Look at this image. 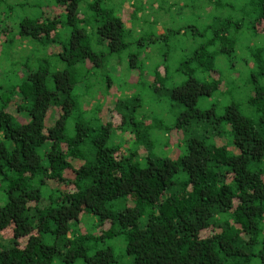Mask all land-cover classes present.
<instances>
[{
	"label": "trees",
	"instance_id": "obj_1",
	"mask_svg": "<svg viewBox=\"0 0 264 264\" xmlns=\"http://www.w3.org/2000/svg\"><path fill=\"white\" fill-rule=\"evenodd\" d=\"M205 1L216 14L192 31L202 41L171 74L170 51L153 65L129 40L139 2L124 18L104 0H0V66L15 42L33 56L17 81L0 83V264H117L106 242L118 238L129 264H264V0ZM127 51L134 79L102 122L108 69ZM227 68L250 71L247 100L202 105L229 97ZM132 83L169 100L174 122L147 124L139 111L149 96L127 93ZM173 131L175 154L161 156L155 146L168 148ZM119 133L132 135L127 154Z\"/></svg>",
	"mask_w": 264,
	"mask_h": 264
},
{
	"label": "rangeland",
	"instance_id": "obj_2",
	"mask_svg": "<svg viewBox=\"0 0 264 264\" xmlns=\"http://www.w3.org/2000/svg\"><path fill=\"white\" fill-rule=\"evenodd\" d=\"M34 0H6V2L10 5L19 4V3H28L33 2ZM88 2H93L94 0H85ZM155 1H158L160 5H163L162 10H157L159 7V4ZM104 0V3L100 4L102 9H113L114 7L118 10L116 11V14L119 15V10L121 9L124 18H130V14L135 9L136 3H141V6L144 8L142 13H138L136 16V19L127 22L125 24L126 28L131 31V37L129 40L131 42L140 43L145 48L146 53L145 55H149V58L151 59V63L153 65L157 64L160 60V52L163 53L166 51H170L171 54V61L169 63V70L170 73H174L175 69L177 68V64L182 60L183 57L188 56L192 53V51L199 45V43L202 41L201 37H194L192 34V31L198 32L200 30H203L206 26L210 25L211 18L214 17L216 14V11H206L204 6L200 4L202 0ZM216 1V0H214ZM136 2V3H134ZM204 2H206L204 0ZM225 2V1H224ZM154 4V5H153ZM183 4L186 5V7H183ZM189 4V5H188ZM197 4V5H196ZM153 6V7H152ZM200 6V7H199ZM146 8V9H145ZM20 15L23 13L20 11ZM26 15H29L30 17L36 14V11L26 12L24 13ZM16 16V12H14L13 17L11 18L12 21L17 25L19 18H14ZM135 24L137 27H135ZM5 26V24H4ZM7 26H10V24L7 23ZM177 32L175 37L173 38L170 36V43L168 45L164 44L162 40H156V36L167 34L168 32ZM61 32H64V30L61 28ZM166 32V33H165ZM13 37V34H12ZM165 37V36H164ZM162 37V38H164ZM161 38V39H162ZM173 38V39H172ZM152 39V40H151ZM151 40V41H150ZM144 41H149V44L145 43ZM168 41V42H169ZM244 41H246L244 37ZM152 42V43H150ZM18 46V43L15 42V44L9 47L4 46L6 55L3 56V64L0 66V83H6L9 81H17V75L20 76L19 73H17V69H19V65L26 61L27 58L32 57L31 50H28V46L23 47L22 49H19L20 52L16 51V47ZM134 49V48H133ZM135 50V49H134ZM12 52V58L14 61L10 60V53ZM130 51V50H129ZM124 52L122 55V58L116 59L114 62H112L111 67L108 69L110 73V77H112V83H113V90L111 91V94L109 96H106L104 98L105 103L102 108V114H101V120L102 122H106L109 119L110 115V109L113 107L114 104V97L115 96H125V82L130 84L129 81L131 78L134 79L133 76H135V73H130L128 71V63H127V53ZM246 58V56H242V59ZM30 59V58H29ZM120 62V63H119ZM17 64V67H11L9 65ZM31 63V62H30ZM243 63L244 60H243ZM224 69V66H222ZM240 68V67H239ZM21 72V69H19ZM23 76H25L28 71L24 68L22 69ZM3 71L10 72V75L4 76ZM148 72V71H147ZM227 75L224 77V80L227 82H230V84H233V86H224V91H229V97L225 98H218V95H214V100L207 99L203 101L207 105L211 103V101L216 102V100H226L225 104H228L231 102V100L238 98L241 100H247V97L251 94V84H250V71L247 72L245 70L241 71V69L237 70L236 73L232 74L231 71L226 70ZM198 76L205 80L208 78L204 77L203 74H198ZM5 77V78H4ZM205 78V79H204ZM222 78V76H221ZM247 78V79H246ZM146 81H150V77L144 78ZM181 81V80H180ZM248 81V82H247ZM12 82V83H13ZM143 82V80H142ZM225 82V83H226ZM10 83V84H12ZM147 87L146 83H140V85H135V88L133 86V83L131 87L128 85L126 92H133L134 88L136 91H138V94L141 92L142 94H148L149 99L142 100V105L140 107L141 114H149L146 123L153 125L154 121H161L164 125H171L174 122V118L178 111H173L171 108V102L164 97H155V99L151 98V91L148 93L145 92V88ZM232 90V91H231ZM155 95V94H154ZM88 107H91V104H88ZM13 115L16 118H25L26 117L17 114L12 110ZM24 115V114H23ZM27 116V115H26ZM49 122L47 121V124ZM155 137H161V134H156ZM118 138L116 139V143H121L123 145V151L127 154V150L129 149L131 143L133 142L132 135L130 133H119L117 134ZM155 137H152V140L155 142ZM167 145L168 148H158L157 145L155 146V152L158 151L161 156H166L171 154L174 156L176 151V144L180 142L181 135L177 132H171L167 136ZM165 143V142H163ZM3 203H0L2 205ZM85 217V216H83ZM90 217V223L86 227V231H89L91 234L96 235L98 233L97 230H93L92 226L94 225V220L91 216ZM24 239L20 240V244L23 246ZM108 246H111L115 250V254L117 256V264H129L130 259L127 258L124 254V248H123V242L122 239H113L106 242ZM122 243V245H121ZM120 244V246H117ZM56 264H60L59 260L55 261ZM251 264H261L260 260L257 258L252 259Z\"/></svg>",
	"mask_w": 264,
	"mask_h": 264
}]
</instances>
